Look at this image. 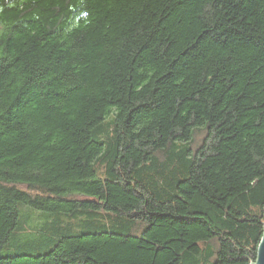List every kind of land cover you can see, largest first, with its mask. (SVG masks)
Wrapping results in <instances>:
<instances>
[{
	"label": "trees",
	"instance_id": "obj_1",
	"mask_svg": "<svg viewBox=\"0 0 264 264\" xmlns=\"http://www.w3.org/2000/svg\"><path fill=\"white\" fill-rule=\"evenodd\" d=\"M263 233L264 0H0V264H255Z\"/></svg>",
	"mask_w": 264,
	"mask_h": 264
},
{
	"label": "water",
	"instance_id": "obj_2",
	"mask_svg": "<svg viewBox=\"0 0 264 264\" xmlns=\"http://www.w3.org/2000/svg\"><path fill=\"white\" fill-rule=\"evenodd\" d=\"M255 264H264V233L261 243L258 247L257 260Z\"/></svg>",
	"mask_w": 264,
	"mask_h": 264
},
{
	"label": "rangeland",
	"instance_id": "obj_3",
	"mask_svg": "<svg viewBox=\"0 0 264 264\" xmlns=\"http://www.w3.org/2000/svg\"><path fill=\"white\" fill-rule=\"evenodd\" d=\"M200 142V139L197 137L196 138V144H198Z\"/></svg>",
	"mask_w": 264,
	"mask_h": 264
}]
</instances>
